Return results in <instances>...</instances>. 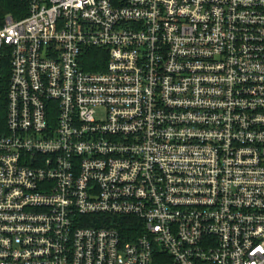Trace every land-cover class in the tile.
I'll list each match as a JSON object with an SVG mask.
<instances>
[{
	"label": "built area",
	"instance_id": "built-area-1",
	"mask_svg": "<svg viewBox=\"0 0 264 264\" xmlns=\"http://www.w3.org/2000/svg\"><path fill=\"white\" fill-rule=\"evenodd\" d=\"M0 264H264V0H0Z\"/></svg>",
	"mask_w": 264,
	"mask_h": 264
},
{
	"label": "trees",
	"instance_id": "trees-1",
	"mask_svg": "<svg viewBox=\"0 0 264 264\" xmlns=\"http://www.w3.org/2000/svg\"><path fill=\"white\" fill-rule=\"evenodd\" d=\"M96 59H97V56H95V55H91V56H90V61H91L93 64H95Z\"/></svg>",
	"mask_w": 264,
	"mask_h": 264
}]
</instances>
